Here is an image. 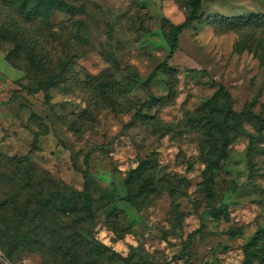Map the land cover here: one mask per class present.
<instances>
[{
	"label": "rangeland",
	"instance_id": "1",
	"mask_svg": "<svg viewBox=\"0 0 264 264\" xmlns=\"http://www.w3.org/2000/svg\"><path fill=\"white\" fill-rule=\"evenodd\" d=\"M50 1L23 20L14 0H0V204L28 197L34 208L56 183L82 190L88 159L94 238L119 255L105 250L102 264L127 257L129 264H246L245 248L256 252L257 238L264 254V132L257 129V118L264 120V0H201L198 20L180 36L191 0H62L83 9L76 14ZM176 39L175 74L161 73L147 87ZM63 61L70 63L65 82L46 92L41 83L61 75ZM223 89L236 113L251 115L209 198L201 188L202 138L187 119ZM146 157L164 186L138 211L121 199L127 175ZM111 192L116 199L102 198ZM218 209L229 218L215 216ZM2 228L0 264L49 261L23 248L9 258L7 242L17 233L13 224L6 235Z\"/></svg>",
	"mask_w": 264,
	"mask_h": 264
},
{
	"label": "trees",
	"instance_id": "2",
	"mask_svg": "<svg viewBox=\"0 0 264 264\" xmlns=\"http://www.w3.org/2000/svg\"><path fill=\"white\" fill-rule=\"evenodd\" d=\"M14 2L17 13L23 20L37 18L41 13L39 4L48 8L45 0H40L33 7H30V0H14ZM50 2L60 10L70 14L83 12L82 8L62 0H51ZM189 10L191 16L177 29V36H180L189 25L198 20L201 0H191ZM7 15L9 17L12 14L8 12ZM177 49L178 41L176 39L166 60L153 70L146 81L147 87H150L161 73L169 76L175 74L176 70L171 66L170 61L175 56ZM33 52L35 53V50ZM39 55L40 59L47 60L48 54L42 52ZM35 57L32 55L31 60L36 63L37 70L40 68L48 74V69L45 68L47 65L41 66L36 62ZM69 67L70 63L63 61L60 65L61 75H48V80L41 83V86L45 87L42 88L47 92L64 83L66 77L62 74L68 73ZM232 105L231 94L223 89L221 93L207 101L187 119L189 125L193 129H197L202 138L201 145L204 148L203 158L206 168L203 172L201 188L209 198L214 197V182L221 163L228 158V148L231 142L235 139L236 133L243 130L246 117L251 115V112L236 113ZM136 116L140 115L137 113ZM257 122L258 132L262 134L264 132V120L258 117ZM22 163V161H18L16 165ZM21 167L26 168V170L29 168L26 164ZM86 167L82 190L67 186L61 188L56 183L54 185H56L57 190L40 195L38 206L34 208L31 199L28 197L21 201L14 198L10 202L0 204V222L3 226L1 232L6 235V229L13 224L17 233L13 239L7 242L9 258H12L14 249L23 248L30 252L42 253L49 260L46 264H102L106 257L105 250L108 252L111 250L103 249L94 238L93 231L97 217L95 212L96 198L91 190L88 159L86 160ZM156 168V162L151 157H146L140 161L139 166L130 171L126 177L124 182L126 193L121 201L138 211L145 208L150 198L158 194L164 186L163 180H157ZM167 181L171 182L170 180ZM102 198L113 200L116 199V194L115 192L107 193ZM30 214L32 216L29 218ZM112 215L116 238L121 240L125 234L117 223L119 215L113 211ZM214 215L229 218L226 209H218ZM258 241L257 238L252 242V245L256 247V252L250 250L248 246L245 248L246 264L252 263V256L264 262V254L258 248ZM113 257H119V255L111 251L110 258ZM121 259L124 262V258Z\"/></svg>",
	"mask_w": 264,
	"mask_h": 264
},
{
	"label": "water",
	"instance_id": "3",
	"mask_svg": "<svg viewBox=\"0 0 264 264\" xmlns=\"http://www.w3.org/2000/svg\"><path fill=\"white\" fill-rule=\"evenodd\" d=\"M131 257L124 258V264H129Z\"/></svg>",
	"mask_w": 264,
	"mask_h": 264
}]
</instances>
